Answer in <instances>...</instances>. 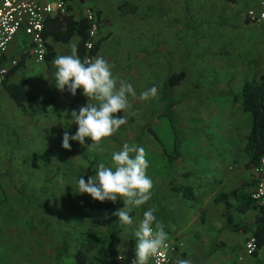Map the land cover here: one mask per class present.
I'll use <instances>...</instances> for the list:
<instances>
[{"label":"rangeland","instance_id":"1","mask_svg":"<svg viewBox=\"0 0 264 264\" xmlns=\"http://www.w3.org/2000/svg\"><path fill=\"white\" fill-rule=\"evenodd\" d=\"M129 1L130 9L127 4L122 9L134 13L123 16L124 23L119 20L123 44L131 43L135 51L139 43L142 48L152 46L160 24L163 41L156 56L146 46L141 53L129 48L130 62L115 65L114 75L132 84L136 96H129L132 107L123 113L128 123L102 140L104 151L88 147L90 138H85L84 146L70 141L71 150L64 149L65 130L75 135L78 128L72 121L66 123V117L52 127L41 123L39 128L50 129V134L35 132L28 140L19 131L5 130L0 156V264H76L77 249L85 248L94 260L103 245L116 256L129 253L135 249L132 237L137 239L144 211L156 208L154 215L166 225L184 207V196L171 186L189 184L193 189L209 187L204 193L218 192L225 185L219 174L224 172L222 164L229 172L243 167L249 115L236 108L235 101L227 108L213 91L227 79L238 88L245 78H253L250 60L260 47L252 46L250 39L244 45L223 46L224 29L218 22L226 11L223 0ZM261 56L259 73L264 71V51ZM182 69L190 90L179 92L167 78ZM153 86L159 95L140 100V93ZM192 89L201 91L192 94ZM124 143L145 149L146 174L153 181L151 199L132 210L131 226L113 215L124 206L123 200L100 202L79 193L78 187L80 177L87 182L100 163L113 166L112 153Z\"/></svg>","mask_w":264,"mask_h":264},{"label":"crops","instance_id":"2","mask_svg":"<svg viewBox=\"0 0 264 264\" xmlns=\"http://www.w3.org/2000/svg\"><path fill=\"white\" fill-rule=\"evenodd\" d=\"M67 1L70 6L68 11L66 13L55 12L48 16L45 30L50 29L54 19L58 18L61 30L65 31L67 24L66 22H61V15H70L74 20H80L86 16V10L92 8L94 11L100 10L102 16L109 21V24L102 28L101 33L104 36H108V38L102 43L95 58L97 56H103L112 65V72H114L115 65H117L118 61L130 62L129 48H132L135 53H141V43H139L140 46L138 47V51H135L137 47L131 43L123 44L125 35L122 36L121 31L123 27H120L119 20L121 18L123 20V16H129L134 13L131 10L125 12L122 9L125 4H127L130 9L132 5L129 0ZM223 1L227 2V6H225L226 11L220 13V16L223 17L224 21H228L227 24H220L224 29L223 37L221 38V40H225L223 46L229 48L228 42L244 45V42L250 39L248 41L252 43V46L256 48L260 47L255 58L263 60L261 53L264 51V20L261 23L252 22L247 16V11L250 8L257 11H264V5H261L257 0H236L233 3L226 0ZM125 19L130 20V18ZM184 26H189V22L184 23ZM127 28H130V26ZM154 37L155 40L153 45L150 47L144 45L142 49H148L154 52L156 56L157 47L158 45L161 46L163 41L161 24L158 27V33L157 28H155ZM80 39L81 37L78 33H75L68 42L54 39L51 35L48 36L46 40L53 51V56L52 58L38 62L27 53V49L30 46L28 36L24 32H20L17 35L9 48V53L6 58H17L18 61L24 59L25 61L18 70L9 74L7 82L9 84H24L30 99L24 102L27 110V112L24 113L16 100L8 93L5 84L2 82L0 83V156L2 152L1 142L6 133L5 130L7 129L8 131H12V129L19 131L22 137L28 140L30 137L34 136L35 132H44V134L47 135L50 134V129L45 128L43 130L41 127L39 128L41 123L47 122L50 125L49 127H52V125L56 123V125L60 124L64 117H66V123L71 124L70 112L72 110L79 111L82 107L81 103L74 105L73 102L76 95H83V90L77 89L75 96H72L67 89L63 92L59 91L54 82L57 69L53 61L58 55H71L73 48H75L77 52ZM171 40L172 37L170 35V41ZM149 44L151 45L152 41ZM160 50L162 51L161 47ZM257 70L259 71V69ZM174 72L178 71H173L172 73ZM263 72L264 71L261 73ZM185 80L186 78L179 85H176L177 91L182 92L190 90L188 83H184ZM243 83L244 81L240 86L238 85V88H235L231 85V80L227 79L222 85L214 88L215 91L213 92L217 95L218 101L224 102L227 108L233 106L235 101L236 108L243 111L241 103L234 99L235 94L240 92ZM194 91L196 90L192 89V94H196L201 90ZM202 91H204V89H202ZM233 92L235 93L234 95L232 94ZM230 112L231 111H229V113ZM44 118L45 120L43 121ZM60 119L61 121H59ZM54 120H57V122H53ZM34 123L35 127H33ZM248 123L250 125V118ZM248 132L249 129L246 131V135ZM7 133V136L12 135V133ZM244 147L242 148L243 151ZM247 160L248 157L245 153L243 167H240L238 172H236L237 167H235L232 172H229L227 167L222 164L224 172H219V174L225 185H222L218 192L210 193H207L208 191L204 193V190H209V187L195 188V198L189 199L184 197V207L181 209L178 208L176 213L169 219V222L164 225L171 236H176L183 242V259H191L193 264H264V248L261 249L257 255L249 254L246 249V241L249 233L236 231L227 227L226 216L223 214L226 205L224 202L215 200L221 192L229 191L244 182L250 183V191L254 188L256 176L253 170L245 167ZM250 172L253 173L252 176ZM182 185L190 186L189 184ZM230 213L238 223H253L259 210L251 208L243 214L239 213L235 207H232ZM214 244L216 249L212 254L207 255Z\"/></svg>","mask_w":264,"mask_h":264},{"label":"clouds","instance_id":"3","mask_svg":"<svg viewBox=\"0 0 264 264\" xmlns=\"http://www.w3.org/2000/svg\"><path fill=\"white\" fill-rule=\"evenodd\" d=\"M56 66L55 86L61 92L67 89L75 96L77 89L83 90L87 103L79 111L72 110L70 117L72 124L78 126L75 135L65 130L62 147L71 150L70 141H78L85 145V138L92 143L88 147L104 151L101 142L112 136L122 125L127 123V117H118L117 113H124L132 107L129 96L135 97L136 92L132 84L119 79L112 72V65L103 56L94 59L85 57L83 60L73 48L71 55H58L54 61ZM159 95L156 86L140 93L139 99L147 101ZM113 166L104 163L98 165L96 175L87 182L83 176L78 180L79 193H87L94 200L115 203L123 200V207L113 213L122 225H133L130 215L134 208L145 205L152 196L153 181L147 176L149 161L143 147L124 143L122 149L112 153ZM156 208H149L143 212L135 236V259L132 264H148L152 257H156L167 247L169 239L165 227L154 213ZM175 264H193L191 259H180Z\"/></svg>","mask_w":264,"mask_h":264},{"label":"trees","instance_id":"4","mask_svg":"<svg viewBox=\"0 0 264 264\" xmlns=\"http://www.w3.org/2000/svg\"><path fill=\"white\" fill-rule=\"evenodd\" d=\"M228 2H235L236 0H226ZM68 5V9H69ZM97 21L99 25V37L93 41L92 47L89 49L87 43L90 40V28L91 21L88 17H84L80 20H74L70 15H61V22H66V30H61V26L58 22V18L54 19L53 24L50 29L44 30V36H52L54 39L63 40L68 42L70 38L75 33H78L81 37L78 45V56L83 60L85 57L94 59L98 54L102 43L108 38V36L102 35V28L109 24V21L104 18L100 10H96ZM126 12V11H125ZM219 24H227L228 21H224L223 17L220 16ZM64 32V33H63ZM48 52L46 59L52 58L53 51L49 43H47ZM28 55V54H26ZM260 58H255L250 60V65L254 68L253 78H245L244 83L241 87L239 93L235 94V100L241 103L243 112L247 113L250 118L249 132L246 135V144L244 147V152L246 153L248 160L245 164L247 169L253 170L262 161L264 157V72H258V65ZM24 59L18 61V64L11 68L8 76L11 72L18 70L23 64ZM7 78L2 82L5 84V87L8 93L13 97L18 105L22 108L23 112L26 113V107L24 102L30 99V96L26 92L24 84H9ZM187 76L185 70H180L170 74L167 78V82L170 86L179 85ZM81 103L82 106H85L87 103L86 98L83 95H76V98L73 104ZM118 117L124 115L122 112L116 114ZM128 123V120H127ZM126 123V124H127ZM125 126V125H122ZM254 183V182H253ZM250 183L244 182L243 184L232 188L229 191L221 192L219 196L215 199L218 202H224L226 208L223 211V214L226 216V226L232 228L236 231H242L244 233H249L248 239L250 237L256 238L257 249L252 253V255H257L261 249L264 248V205H261L256 201L252 196V192L249 189ZM173 191H177L183 194L186 198H195L194 189L188 185H174L171 186ZM235 203H234V202ZM2 205V200H0V208ZM235 209L239 213H246L251 208L258 209L259 213L256 215L253 223L247 222H236L230 213L231 208ZM133 212L130 213L132 215ZM133 240V246L136 245L137 239ZM135 240V241H134ZM132 243V241H131ZM216 249L215 244L207 255H210ZM133 250V251H132ZM135 249H131L129 253H133ZM125 253H128L125 251ZM76 264H119L117 261V256L111 251L107 246H101L95 254V259L92 260L85 248L80 247L77 249L75 255Z\"/></svg>","mask_w":264,"mask_h":264},{"label":"built area","instance_id":"5","mask_svg":"<svg viewBox=\"0 0 264 264\" xmlns=\"http://www.w3.org/2000/svg\"><path fill=\"white\" fill-rule=\"evenodd\" d=\"M264 5V0H257ZM68 11L67 0H0V83L3 82L10 69L18 64L17 58L7 59L9 48L20 32H24L29 39L27 53L38 62L46 59L48 52L47 40L44 36L46 19L55 12L66 13ZM248 18L255 23L264 20V11H257L250 8L247 11ZM86 17L91 21L90 40L87 47L90 49L99 37V25L96 12L92 8L86 10ZM90 59V58H89ZM256 183L251 190L253 198L258 203L264 205V157L259 166L253 169ZM168 234L167 247L156 257L149 259L148 264H175V261L183 259L184 244L176 236ZM246 249L252 254L257 249L255 237H250L246 241ZM135 259L133 253L117 255L119 264H132Z\"/></svg>","mask_w":264,"mask_h":264}]
</instances>
